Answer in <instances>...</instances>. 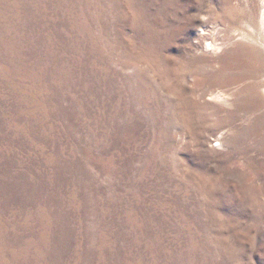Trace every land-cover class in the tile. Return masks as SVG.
Wrapping results in <instances>:
<instances>
[{
    "label": "rangeland",
    "instance_id": "rangeland-1",
    "mask_svg": "<svg viewBox=\"0 0 264 264\" xmlns=\"http://www.w3.org/2000/svg\"><path fill=\"white\" fill-rule=\"evenodd\" d=\"M264 0H0V264H264Z\"/></svg>",
    "mask_w": 264,
    "mask_h": 264
},
{
    "label": "bare ground",
    "instance_id": "bare-ground-1",
    "mask_svg": "<svg viewBox=\"0 0 264 264\" xmlns=\"http://www.w3.org/2000/svg\"><path fill=\"white\" fill-rule=\"evenodd\" d=\"M263 19V24H264V15L262 17ZM261 44V54L262 58L264 59V40H260L259 42ZM257 92L261 97L262 101V111H264V60H263V66H262V74H261V79L259 80V87H257Z\"/></svg>",
    "mask_w": 264,
    "mask_h": 264
}]
</instances>
